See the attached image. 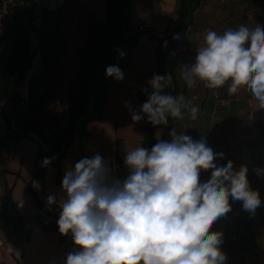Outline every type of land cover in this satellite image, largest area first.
Segmentation results:
<instances>
[{
	"label": "clouds",
	"instance_id": "clouds-1",
	"mask_svg": "<svg viewBox=\"0 0 264 264\" xmlns=\"http://www.w3.org/2000/svg\"><path fill=\"white\" fill-rule=\"evenodd\" d=\"M199 35L194 62L181 66L186 85L200 81L218 89L227 84L229 95L248 90L264 108V25H240L223 34L205 29ZM106 75L123 80L118 66H108ZM169 83L165 75L148 81L152 91L139 113L131 112L134 122L146 116L154 127L167 126L169 117L183 118L182 110L197 119L198 105L183 94L164 93ZM169 134L171 140L158 139L151 150L126 151L123 179L99 154L66 169L62 198H46L49 207L61 209L60 234L70 233L78 249L67 254L64 264H225L222 233L213 226L237 202L255 215L262 203L259 192L250 187L246 165L235 170L231 160L218 164L224 154L214 153L203 137L194 141L175 129ZM51 162L45 158L43 166ZM202 171L211 172L204 182ZM255 171L264 175V169Z\"/></svg>",
	"mask_w": 264,
	"mask_h": 264
},
{
	"label": "crops",
	"instance_id": "crops-1",
	"mask_svg": "<svg viewBox=\"0 0 264 264\" xmlns=\"http://www.w3.org/2000/svg\"><path fill=\"white\" fill-rule=\"evenodd\" d=\"M134 2L136 6L134 7L132 1V15L138 18L137 21L152 29L162 30L167 20L174 17L179 0ZM148 6L151 12L145 15ZM62 10L64 18L60 32L65 48L55 57L53 68L47 76V85L53 94L52 107L55 109H59L66 97L74 91L75 77L79 69L75 49L85 43L88 24L104 18V5L100 0H96V12L94 7L86 4L84 0H62ZM255 23L264 25V0H202L193 14L190 27L177 36L175 50L182 57V65L190 64L194 62L198 40L202 39L199 34L205 29L223 34L226 30H235L240 25L254 27ZM155 46L156 40L148 34L140 38L130 55L128 67L123 72V80H116L115 85L107 91L109 103L104 109V119L90 123L91 135L82 141L73 142L68 155L62 160L59 183H56L58 171L53 168L52 171L50 168L46 172L43 186L36 181L32 183V189L49 214L59 219L61 209L58 204L49 207L46 198L49 195H54L57 201L62 198V179L65 171L71 167L81 150L89 158L99 154L110 164L116 154L124 161L126 151L142 146L143 123L142 120L134 122L131 112L135 110L139 113L141 104L137 94L149 86L148 81L157 75ZM173 83L174 95L183 94L186 100H191L194 105L199 106L195 120L190 118L187 110H182L183 118H177L175 122L174 129L177 134L185 133L194 141L203 137L214 153L224 154L222 160L216 161L220 165H226L229 160L233 162L235 170H239L241 165H246L250 187L259 192L262 201L255 215L245 211L242 202L234 203L232 211L213 226V231L222 233L221 251L227 257L225 264H264V175H258L255 171L258 167L264 169V108H260L248 90L229 95L227 84L218 89H209L203 82L198 81L196 86L189 88L181 77V67L174 70ZM19 90L24 97L27 91L26 79L20 82ZM48 114L38 116L41 124L47 121ZM163 128L164 125L156 126L157 139ZM9 150L11 149L3 153L7 154ZM3 153L0 162L5 163L8 155L3 156ZM7 172L6 167L3 169L0 163V176H4L9 186L11 176ZM210 175V171H202L201 182L209 179ZM16 183L17 180L15 185ZM14 187L11 188V212L16 219L21 218L19 220L22 224L19 226L20 222L17 220L6 223L0 215V239L8 242L11 248V255L1 257L0 264H64L67 254L78 250L71 234L61 235L58 225L57 229L42 228L40 220L44 217L48 221L45 225L54 224L55 219L45 215L32 202L26 203L25 195L21 199L23 206L18 207ZM1 194L0 185V209ZM30 215L37 217L25 220V217ZM33 220L35 222L31 223Z\"/></svg>",
	"mask_w": 264,
	"mask_h": 264
},
{
	"label": "trees",
	"instance_id": "trees-1",
	"mask_svg": "<svg viewBox=\"0 0 264 264\" xmlns=\"http://www.w3.org/2000/svg\"><path fill=\"white\" fill-rule=\"evenodd\" d=\"M132 1L103 0L104 19L88 24L85 43L75 49L79 69L75 77L74 91L66 97L59 109H55L52 107L53 94L47 85V76L53 68L55 57L65 48L60 32L64 18L62 0H0V15L9 19L0 37V109H3L6 100L12 104L9 114L5 116L4 128L0 126V156L5 150L14 147L20 139L34 138L38 144L37 155L41 158V164L35 167L33 180L43 184L46 171L51 166L57 167L59 180L60 161L66 156L74 138L82 141L89 134L88 123L103 118V111L108 104L107 91L116 82L114 78L106 75V68L118 66L124 72L134 47L143 35L148 34L156 40L154 57L157 75H165L170 81L164 93L175 94L173 73L182 65V57L175 50L176 38L190 27L193 14L202 0H179L174 17L167 20L162 30L152 29L145 23L133 27ZM36 19H39L38 23L35 22ZM30 31L35 36L33 46L30 44ZM121 52L125 54L123 57ZM24 79L27 91L23 97L19 84ZM145 89L138 92L141 105L147 101L148 94L152 91L149 86ZM90 104L91 110L88 109ZM44 113H49L48 119L41 124L38 116ZM176 120L177 118L169 117L168 125L164 126L159 139L171 140L169 133L175 128ZM142 123L141 144L151 150L158 142L155 127L147 121L146 116ZM45 158L52 161L47 167L43 166ZM82 158L89 157L82 151L74 160L72 168ZM110 166L118 178L123 179L127 175V168L121 157L116 156ZM0 185V215L6 223L17 220L21 226V218L16 219L11 212V188L6 184L3 175L0 176ZM29 190L39 209L55 219L54 224L45 225L48 221L42 217V228L57 229L58 218L44 209L36 192ZM34 217L37 216H29L30 219Z\"/></svg>",
	"mask_w": 264,
	"mask_h": 264
},
{
	"label": "rangeland",
	"instance_id": "rangeland-1",
	"mask_svg": "<svg viewBox=\"0 0 264 264\" xmlns=\"http://www.w3.org/2000/svg\"><path fill=\"white\" fill-rule=\"evenodd\" d=\"M86 2V4L88 3L89 5H92L94 7V12H96V0H84ZM101 3L104 5L103 3V0H100ZM135 4L134 0H133V5ZM136 6V4L134 5V7ZM65 11H66V14L68 16V9L66 7V4H65ZM100 7V6H99ZM151 12V8L150 6H148L147 8V12L145 13L146 14H150ZM103 13L105 14V12L103 11ZM104 19V18H103ZM102 19V20H103ZM138 18H135L134 15H132V12H131V24L133 27H135L137 24L141 23V22H138L137 21ZM138 22V23H137ZM31 32V46L34 45L35 43V36L33 34L32 31ZM36 61V58L34 60V63ZM33 63V64H34ZM116 83V82H115ZM115 85V84H114ZM113 85V86H114ZM112 86V87H113ZM111 87V88H112ZM147 87V86H146ZM150 87V86H149ZM145 89V88H144ZM143 89V90H144ZM109 90V89H108ZM142 90V91H143ZM138 96V94H137ZM5 104H3V109H0V126L1 128L3 129L4 128V125H5V116L9 114L10 112V109H11V102L9 101H4ZM108 103H109V98H108ZM108 106V105H106ZM91 104L88 106V109L91 110ZM105 117V114H104V111H103V118L101 120H103ZM101 120H96V121H101ZM94 122V121H92ZM92 122H89L88 125H87V130L89 132L88 135H91V131L89 129V125L90 123ZM156 128V126H155ZM162 132V131H161ZM76 140H78L77 138H74V140L72 141L75 142ZM21 141V142H20ZM20 142V143H18ZM14 147H11L8 151V153H3V156L5 155H8V159L5 161V163L3 162H0L1 165H2V168L5 169L6 167V170L8 171L7 174L9 176H11V182L9 184V187L12 188L14 187L15 185V181L17 180V183L14 187V196H15V201L16 202H19V198L20 200L22 199V196L25 195L24 197L26 198V203L29 202H32V204L36 207V208H39L35 201H34V197L33 195L31 194L30 190L29 189H32V183L34 181H36L39 185L43 186L44 185V179H43V184L40 183V181L38 180H33V174H34V170H35V167L39 164H41V158L37 155L38 153V144H37V141L34 139V138H31V137H26V138H22L18 141ZM72 143L70 144V146L68 147L67 149V154L66 156L68 155V152L71 148V145ZM83 150H81L82 152ZM14 152H16V155L14 156ZM80 152V153H81ZM84 152V151H83ZM85 153V152H84ZM65 156V157H66ZM79 156V155H78ZM77 156V157H78ZM116 156H119L118 154L115 155ZM64 157V158H65ZM76 157V158H77ZM114 157V158H115ZM120 157V156H119ZM62 158V160L64 159ZM75 158V159H76ZM62 160L60 161V168H61V163H62ZM74 162V160H73ZM73 162H72V165H73ZM3 163V164H2ZM71 165V167H72ZM51 168V171H52V168L53 169H57V167L55 166H51L47 169V171ZM19 170H20V173H19ZM46 171V172H47ZM17 176V177H16ZM56 183L58 184L59 183V180H56ZM26 190V191H25ZM33 190V189H32ZM13 191V189H12ZM34 191V190H33ZM25 192V193H24ZM35 192V191H34ZM26 219H30L29 216H26L25 217V220Z\"/></svg>",
	"mask_w": 264,
	"mask_h": 264
},
{
	"label": "built area",
	"instance_id": "built-area-1",
	"mask_svg": "<svg viewBox=\"0 0 264 264\" xmlns=\"http://www.w3.org/2000/svg\"><path fill=\"white\" fill-rule=\"evenodd\" d=\"M36 23L39 22V19L35 20ZM9 23V19L5 15H0V37L2 36L3 32L5 31L7 25ZM251 114V113H250ZM11 255V248L8 242L0 239V258L1 257H8Z\"/></svg>",
	"mask_w": 264,
	"mask_h": 264
}]
</instances>
